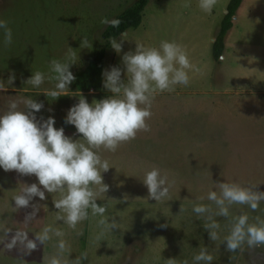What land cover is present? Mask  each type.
Instances as JSON below:
<instances>
[{"label":"rangeland","instance_id":"rangeland-1","mask_svg":"<svg viewBox=\"0 0 264 264\" xmlns=\"http://www.w3.org/2000/svg\"><path fill=\"white\" fill-rule=\"evenodd\" d=\"M136 0H0V19L9 21L13 43L3 45L0 30V80L14 74V82L0 92V114L12 99L30 98L42 103L37 121L54 118V127L64 129L73 141L82 139L73 125L65 124L68 110L78 103L79 93L91 104L111 95L72 92L68 96H46L55 81L39 87L25 84L35 71L49 72V61L65 60L68 48L77 59L70 67L74 75L83 69L99 48L106 25ZM229 0H217L211 14L201 10L199 0H150L141 24L120 35L122 50L109 46L105 51L103 72L119 68L124 79L122 57L135 50L140 42L159 47L161 41L182 45L199 71L189 72L190 83L178 85L174 92L158 94L152 104L150 132H138L136 138L122 144L115 152L101 149L99 155L112 168L102 173L108 191L101 194L97 205H105L108 218L115 217L119 228L105 230L100 216L89 217L77 226L83 235L57 221L53 201L59 194L45 193L41 201L34 197L29 207L14 210L13 198L23 185L38 184L34 175L0 169V229L6 227L28 232L34 239L45 225L60 227L71 245L70 260L86 251L83 264H164L173 258L196 264L193 257L207 247L213 256L211 264H264V245L250 248L246 243L235 252L226 250L225 238L230 233L231 218L246 213L249 223L255 217L264 219V202L256 211L247 205L234 204L228 218L216 216L220 224L218 239L210 240L205 217L193 212L194 204H205L215 212L216 206L206 199L214 185L236 182L243 187L256 186L264 192V0H242L232 18V28L224 40L219 63L211 55V47ZM188 3L189 7H184ZM87 37L91 48H81ZM104 80V77H103ZM127 74H125V81ZM75 93V94H74ZM24 105L20 104L23 109ZM27 111V110H26ZM159 168L171 184L169 199H148L143 184L147 171ZM95 188V186H94ZM205 197L198 200V197ZM38 206L34 219L25 217ZM112 220H109L111 223ZM103 233V234H101ZM14 232L0 240H11ZM57 239L25 254L19 247L8 250L0 243V264H44V257L54 255ZM205 264V262H199Z\"/></svg>","mask_w":264,"mask_h":264},{"label":"clouds","instance_id":"clouds-1","mask_svg":"<svg viewBox=\"0 0 264 264\" xmlns=\"http://www.w3.org/2000/svg\"><path fill=\"white\" fill-rule=\"evenodd\" d=\"M216 4L217 0H199V7L208 14H211ZM189 6L188 3L184 4V7ZM101 23L119 27L120 21L103 19ZM0 30L3 31V45L10 46L13 33L9 21L0 19ZM122 43L123 40L109 39L111 48L117 53L122 50ZM80 47L91 48L87 37L81 39ZM76 59V51L68 48L63 62L50 60L48 74L35 71L25 84L39 88L45 80L55 81L54 88L46 89L44 94L54 98V101L61 96H68V86L75 80L69 69ZM122 63L124 79L121 78V70L116 67L102 73L103 87L111 93L110 96L89 104L79 93L78 103L68 110L64 122L73 125L82 139L73 141L64 134L63 128H55L52 117L43 122L37 121L34 113L42 110V103L30 98L12 99L8 103L6 111L0 114V169L5 172L14 170L21 175H34L38 180V184L22 186L13 198L14 210L29 207L34 197L43 201L46 199L45 193H58L59 198L52 202L58 210L55 213L56 220L63 221L68 228L76 231L77 236L83 235V230H77V226L88 219L89 210L92 215L101 217L98 223L105 230L119 228L115 217L105 216L107 207L96 203L98 197L109 190L103 184L102 173L112 168L107 159L101 158L99 151L115 152L122 144L134 140L138 132H150L147 121L151 119L155 97L163 92H174L178 85L187 86L190 83L189 72L199 71L191 63L186 49L174 41H161L159 47L137 42L134 51L123 55ZM14 79V74H10L6 82L0 80V92H6ZM20 104L24 105L23 109ZM142 182L148 190V199L161 202L170 198L171 184L166 174L161 175L159 168L153 167L147 171ZM214 185L218 191H209L206 199L216 206L215 212L202 203L193 205V212L205 217L207 221L204 228L210 240L219 238L220 224L214 217L228 218L234 204L247 205L256 211L260 203L264 202V192L254 191L257 185L243 187L236 182ZM197 199L204 200L205 197ZM32 207V213L25 217V224L30 223L38 211V206ZM0 230L5 239L9 233L14 232L7 243L5 239L0 240L6 249L19 246L25 254L36 250L37 242L44 246L56 238V252L44 257V264H83V261L88 260L86 251L70 260L72 249L64 239L66 233L52 224L45 225L34 235V239H29L27 231H13L6 227ZM245 243L250 248L264 245V219L257 216L254 223H249L246 213L232 216L230 233L225 238L226 250L235 252ZM193 260L196 264H211L213 256L204 247ZM164 264L181 262L170 258ZM182 264H188V261Z\"/></svg>","mask_w":264,"mask_h":264},{"label":"trees","instance_id":"trees-1","mask_svg":"<svg viewBox=\"0 0 264 264\" xmlns=\"http://www.w3.org/2000/svg\"><path fill=\"white\" fill-rule=\"evenodd\" d=\"M150 0H136L130 6L125 8L121 13L114 17L113 20H119V27L106 26L100 36L99 48L94 56L88 61L87 65L75 72V80L70 84V91L94 92L96 98L101 99L103 92V69L105 51L110 46L109 39H117L120 35L130 29H137L142 20V14ZM242 0H229L226 6V13L220 22L219 29L215 35L211 47V55L215 62L219 63L220 57L224 51V40L228 31L232 28V18L239 9Z\"/></svg>","mask_w":264,"mask_h":264}]
</instances>
